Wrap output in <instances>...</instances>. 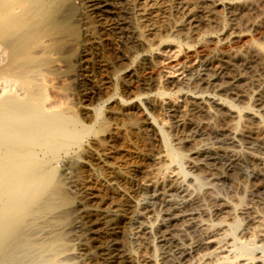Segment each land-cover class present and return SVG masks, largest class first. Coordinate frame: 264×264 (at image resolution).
I'll return each mask as SVG.
<instances>
[{"label": "rangeland", "instance_id": "obj_1", "mask_svg": "<svg viewBox=\"0 0 264 264\" xmlns=\"http://www.w3.org/2000/svg\"><path fill=\"white\" fill-rule=\"evenodd\" d=\"M93 1L73 0L43 74L45 106L90 129L40 154L70 201L15 261L264 264V0ZM57 232L59 255L43 247Z\"/></svg>", "mask_w": 264, "mask_h": 264}, {"label": "bare ground", "instance_id": "obj_2", "mask_svg": "<svg viewBox=\"0 0 264 264\" xmlns=\"http://www.w3.org/2000/svg\"><path fill=\"white\" fill-rule=\"evenodd\" d=\"M72 3L73 0H0V82L17 86L10 90H3L2 86L0 93V264H26L15 260L25 255L26 250L21 255V249L29 251L38 246L31 236L32 231L29 234L36 225L35 220L70 201L60 187L55 169L43 159L47 155L41 158L40 154L55 158L71 145L79 144L90 130L75 112L59 104L45 106L43 74L47 70L44 67L51 63L49 55L57 49L60 36L72 32L69 26ZM93 3L96 12L101 14L117 6L112 0H94ZM245 38H235L234 43ZM150 159L156 162L159 158L154 154ZM88 213L91 212L86 210L85 214ZM105 213L98 217L107 222L110 219ZM48 240L42 243L43 247L52 249L49 251L58 254L67 249L61 232ZM37 241L39 243V239ZM240 254L250 258L253 250L244 246ZM30 257L27 260L30 261ZM119 264L123 263L119 261Z\"/></svg>", "mask_w": 264, "mask_h": 264}]
</instances>
